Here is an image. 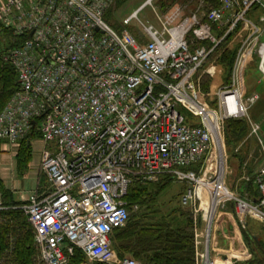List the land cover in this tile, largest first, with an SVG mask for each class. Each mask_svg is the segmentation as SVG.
<instances>
[{
    "label": "built area",
    "instance_id": "obj_1",
    "mask_svg": "<svg viewBox=\"0 0 264 264\" xmlns=\"http://www.w3.org/2000/svg\"><path fill=\"white\" fill-rule=\"evenodd\" d=\"M113 1L0 0V32L11 38L0 52L18 82L0 111V141L21 143L36 132L44 143L40 168L48 191L30 193L20 206L39 258L67 264L79 250L81 264H142L117 258L111 235L138 208L128 205L130 186L169 176L185 184L181 202L204 222L194 263L235 264L211 255L213 224L227 202L239 222L247 216L264 223V152L253 179L256 199L234 193L226 184L223 124L248 118L258 137L259 125L249 118L258 95H242L240 71L242 47L263 36L256 53L264 72V0H221L210 10L197 0L187 12L179 5L164 16L154 11L159 25H143L137 37L106 21ZM152 2L145 0L126 23ZM254 7L262 12L263 28L248 16ZM240 25L247 38L229 83L213 92L212 106L196 74ZM206 72L216 74L215 65ZM219 163L223 173L215 191Z\"/></svg>",
    "mask_w": 264,
    "mask_h": 264
},
{
    "label": "rangeland",
    "instance_id": "obj_2",
    "mask_svg": "<svg viewBox=\"0 0 264 264\" xmlns=\"http://www.w3.org/2000/svg\"><path fill=\"white\" fill-rule=\"evenodd\" d=\"M145 0H114L113 3L107 8L105 13L106 21L117 31L128 30L134 36H140L142 32L143 25H153L157 27L159 25L157 14L159 16H164L169 13L173 7L179 5L184 8V11H190L195 9L198 6L197 0H176L175 2H168V0H153L152 5H146L138 11L137 18H132L130 22L126 23V20L134 13V11L139 8ZM157 14H155V12ZM249 18L253 23L259 27L263 28V21L258 22V17L252 19L257 13V16L261 17V14L257 12L254 8L250 11ZM250 33V32H249ZM248 31L242 28L240 25L236 28L229 37L223 42V44L218 48L216 53L211 56L209 61L205 66L200 69L195 77V80L199 83L200 91L208 95V99L212 100L213 92L217 87L227 84L230 81V75L234 59L236 56L237 49L245 42L247 38ZM263 37V36H262ZM144 40L143 38H141ZM11 38L8 35L0 32V51L5 50L11 44ZM231 54L232 63L229 74L223 72L225 66L220 61V59H226L224 56ZM222 57V58H221ZM226 62V61H224ZM215 65L216 74L213 76L209 75L206 70ZM221 70V72H219ZM263 86V85H262ZM214 100L210 101L212 106ZM185 117L188 114L185 111H181ZM249 118L258 123L259 131L258 137L255 134L251 133V128L248 118L237 119L242 122L241 127H243V135L238 139H228L226 140L225 125L228 120L224 121L223 124V139L225 144V151L227 155V176L226 184L227 186L236 194L244 198L250 197L254 193L255 185L253 179L263 161V152H264V100L258 99L255 104L249 109ZM38 139L37 135L32 137L31 140ZM30 140V141H31ZM42 143V142H37ZM1 144V143H0ZM10 146L8 151L12 154L13 169L19 177L23 176L32 161V147L30 144L29 159L25 163H19L23 161L24 156L28 153L23 152L22 143H7ZM2 152V150H0ZM41 171V170H40ZM43 185H47V179H45L44 173L41 172V178ZM0 181L4 189L11 195L12 191L7 188L4 184L3 179L0 176ZM155 183L161 184L162 189H159L158 193H154L156 189ZM184 183L179 182L173 179H163L154 183L144 184L146 190L149 193H154L153 198L150 199L149 204L151 207L163 206L165 209L164 213H170L177 211L174 217L179 215V211L190 213L192 215L193 226H194V245L195 241L201 249V241H203L202 230L204 227V222L201 219V214L194 211V208L190 204H183L181 202V195L184 192ZM11 197V198H10ZM149 197V196H147ZM10 200L14 199L12 196H9ZM3 200V199H2ZM22 203V202H19ZM233 202L225 203L224 207L220 209L221 215L229 216L230 219L224 218L221 221L219 217L213 224L212 236H211V250L216 245L219 238L224 241L222 242V249L224 254H233L240 258L234 259L236 264H264L263 259L261 258L260 251L257 246L253 243L251 235L255 236V240L258 241L259 245L264 251V223H260L250 217H245L243 222H239L235 215ZM153 209V208H152ZM164 210V209H163ZM147 215H154L150 211L144 210ZM159 214V213H158ZM157 214V215H158ZM134 214H131L132 218ZM221 225V226H220ZM218 234H221L217 236ZM252 237V238H253ZM229 240V241H228ZM230 242V244L228 243ZM114 249V248H113ZM117 258L130 257V255L125 254L120 256L117 249H114ZM220 251H215L214 256H218ZM132 258V257H131ZM41 263L40 258H38Z\"/></svg>",
    "mask_w": 264,
    "mask_h": 264
},
{
    "label": "trees",
    "instance_id": "obj_3",
    "mask_svg": "<svg viewBox=\"0 0 264 264\" xmlns=\"http://www.w3.org/2000/svg\"><path fill=\"white\" fill-rule=\"evenodd\" d=\"M175 1L168 0V2ZM203 1L206 10L217 8L221 3V0ZM254 9L259 11L260 14L262 13L257 7H254ZM6 34L7 32H5ZM224 57L226 59H220L225 66L223 72L229 74L233 56L229 54ZM17 88V74L12 65L3 59L2 52H0V111ZM241 124L240 120L228 119L225 125L226 140L230 138L239 139L243 135L244 129L241 127ZM36 135L39 137L38 133L33 132L27 139L21 142L23 152L26 151L28 153L24 156L25 159L19 161V163L23 164L28 161L30 157V144L28 142ZM163 179L172 178L165 176L160 180ZM150 183L134 182L130 186L126 197L128 205L136 204L138 208L135 212L131 213L134 215L132 218H130L131 215L129 216L128 221L123 227L113 231L111 235L112 247L117 249L121 257L128 254L142 264H195L192 215L179 211V215L174 217L177 212L176 210L164 213L166 208L163 206L155 205V207H151L149 201L153 198L152 195L154 193H158L159 189H162L163 183H155L156 189H153L155 190L154 193H149L144 184ZM185 188L186 186L184 185V190ZM0 194L5 207L0 212V264H44L38 260L39 252L34 242L33 228L20 208L23 203L10 200L11 197L9 198V196L11 195L4 189L1 181ZM249 196L248 200L256 199V188L254 189V193ZM145 209L154 213V215H147L144 211ZM250 237L260 251L264 263L263 249L261 246H258L259 243L253 235ZM84 260L83 254L79 250H75L67 264H81Z\"/></svg>",
    "mask_w": 264,
    "mask_h": 264
},
{
    "label": "crops",
    "instance_id": "obj_4",
    "mask_svg": "<svg viewBox=\"0 0 264 264\" xmlns=\"http://www.w3.org/2000/svg\"><path fill=\"white\" fill-rule=\"evenodd\" d=\"M257 17H258V22L261 21L260 17L257 16V13L252 17V19ZM262 40L263 37L260 36L257 38L258 41L257 43L242 47L243 59H242V67L240 71V88L242 95L246 96L255 93L258 95L259 100L260 99L264 100V72H262L258 66V56L256 52H257V45ZM37 142H42L39 137L35 141L31 140L28 142L31 144L32 147V161L28 167L27 172L23 176L19 177V175L16 174L13 169L12 154L10 151H8L10 149V146L7 143L9 142L5 140L0 141L1 143L0 150H2V152H0V176L3 179L5 186L12 191L11 196L16 202H22V203L25 202L27 196L34 191L40 194L46 193L48 191V184L43 185L42 180L40 179L42 172L40 168V158H41L42 149L44 148V143H37ZM45 179H47L46 176ZM219 215H221L220 210L217 213L216 220L219 217ZM223 217L230 219L229 216L222 214L220 217L221 221L223 220ZM229 221H231V219ZM219 235L221 237V234H218L217 236ZM222 242L224 241H222L220 238L217 243L215 242L214 245L216 246L213 247V249L211 250L212 256L215 255L214 254L215 251L222 250V252L215 257H219L222 259L224 258L233 261L234 259L236 260L240 258L233 254L232 255L224 254L225 252L221 247ZM228 243L230 244V242Z\"/></svg>",
    "mask_w": 264,
    "mask_h": 264
},
{
    "label": "bare ground",
    "instance_id": "obj_5",
    "mask_svg": "<svg viewBox=\"0 0 264 264\" xmlns=\"http://www.w3.org/2000/svg\"><path fill=\"white\" fill-rule=\"evenodd\" d=\"M219 156L221 157V160L225 158V155L222 154V153H219ZM224 167H225V163H224ZM223 173V164L219 163V166H218V183L216 184L215 186V191L217 190V188L219 187V183L221 182V179H222V174ZM219 193H221L219 191ZM218 194V192L216 193H212L211 195V199H210V204H211V207L212 209L214 208L215 204L217 203L218 201V197L216 196ZM219 195V194H218Z\"/></svg>",
    "mask_w": 264,
    "mask_h": 264
},
{
    "label": "water",
    "instance_id": "obj_6",
    "mask_svg": "<svg viewBox=\"0 0 264 264\" xmlns=\"http://www.w3.org/2000/svg\"><path fill=\"white\" fill-rule=\"evenodd\" d=\"M32 123L34 124V121H32ZM254 238H256V237L254 236Z\"/></svg>",
    "mask_w": 264,
    "mask_h": 264
}]
</instances>
